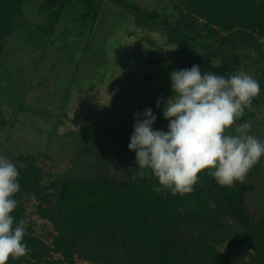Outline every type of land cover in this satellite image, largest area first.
<instances>
[{
    "label": "trees",
    "instance_id": "1",
    "mask_svg": "<svg viewBox=\"0 0 264 264\" xmlns=\"http://www.w3.org/2000/svg\"><path fill=\"white\" fill-rule=\"evenodd\" d=\"M140 4V0H0V53L6 35L21 27L28 29L27 40L35 39L39 47L49 42L44 35L61 38L71 31V36L79 37L73 58L75 72L79 80L86 79L96 75L99 63L110 58L106 46L101 49L92 39L107 32L115 38L121 30L124 34V27L111 21L116 19L113 16L121 17L124 13L120 10L126 8L136 13L138 30L156 49L163 50L171 71L195 63L202 72L228 75L242 67L251 74L249 65L260 63L255 51L264 55L260 44L264 0H181L175 9L162 0V6L155 9ZM25 6L43 11L50 19L30 23L24 15ZM70 10L79 12L77 17L71 15V28L63 19ZM134 34L131 31L130 35ZM91 43L95 47H89ZM259 83L264 88V81ZM1 86L11 89L8 84ZM13 87L21 108L30 113L33 95L27 79ZM73 90L77 93V86ZM172 94L171 90L166 98ZM254 99L259 101L256 96ZM70 100L63 102L65 107ZM240 121H246L244 116ZM4 125L5 121H0L1 129ZM86 140L80 136L74 141L82 147ZM36 145H28L27 151L10 150L21 185L12 214L25 218L28 225L26 254L10 256L6 264H264V214L250 204L249 194L256 187L253 182L221 186L205 169L198 174L192 192L173 195L167 189L154 190L157 181L150 170L144 177L134 178L141 170L131 160L117 174L97 170L90 175L61 177L55 171L57 157L50 148L38 150ZM26 199H33V211L51 223V242L35 230Z\"/></svg>",
    "mask_w": 264,
    "mask_h": 264
},
{
    "label": "rangeland",
    "instance_id": "2",
    "mask_svg": "<svg viewBox=\"0 0 264 264\" xmlns=\"http://www.w3.org/2000/svg\"><path fill=\"white\" fill-rule=\"evenodd\" d=\"M162 1L170 3L171 9H175L174 5L181 0ZM140 3L141 8L147 9L162 6L160 0H140ZM124 9L120 10L124 13L121 17L113 16L116 18L114 21L109 19L113 24H121L125 29L124 34L121 30V34L115 38L108 36L107 32L103 37L99 35L97 39H92L97 46H106L105 53L110 58L106 57L102 65L99 63L96 75L83 80H79L73 60L79 47L77 34L71 36L68 30L67 36L57 38L51 35L46 38L48 33L44 38L49 42L41 47L34 43L35 39L31 42L27 40L26 27L6 35L0 53V84H8L11 89L0 87V121H5L4 128H0V150L4 148L0 156L11 160L10 150L27 151L28 145L37 144L38 150H47L49 147L57 157L55 171L61 177L90 175L97 170L117 174L129 160L135 161V151L129 150L127 146L133 131L134 112L152 107L157 115L154 127L165 130L167 119L161 115L163 102L158 108L156 99L166 98L171 91V63L164 59L163 50L156 49L138 30L136 13ZM78 14L77 11L71 13V10L63 14L69 28L71 15L77 17ZM24 15L27 21L30 19V23L50 19L49 15L35 11L32 6L24 7ZM63 19L57 23L59 28H62ZM131 31L135 32L137 39L130 35ZM150 34L156 35L154 30ZM140 36L145 39L138 40ZM55 39H59L58 43L51 42ZM95 43L89 47H95ZM260 44L261 51H264V38H261ZM255 54L260 63L249 65L251 75L258 82L264 81V55L256 51ZM155 58L161 62L155 61ZM73 72L76 74L73 75ZM23 79H27L31 86L29 93L33 95L34 108L31 107L30 113L25 111L24 106L21 108V102L16 99L19 93L13 87L21 84ZM73 83L78 88V94L73 90ZM256 97L259 101L254 97L242 116L245 122L251 123V133L264 139V88ZM70 98V103L65 107V101ZM80 136L87 138L82 147L74 141ZM44 142L49 146L43 148ZM244 180L256 185L249 194L250 204L264 214V156L248 170ZM25 203L35 230L51 242V223L33 211V199H26ZM222 248L233 252L224 245ZM78 264L90 263L80 261Z\"/></svg>",
    "mask_w": 264,
    "mask_h": 264
},
{
    "label": "clouds",
    "instance_id": "3",
    "mask_svg": "<svg viewBox=\"0 0 264 264\" xmlns=\"http://www.w3.org/2000/svg\"><path fill=\"white\" fill-rule=\"evenodd\" d=\"M172 95L158 97L156 107L167 119V130L154 127L152 107L133 113L128 148L135 151L134 173L144 177L150 170L154 190L173 195L190 193L198 174L207 169L216 183L231 187L242 182L248 170L264 156V139L253 135L249 122L240 121L244 110L260 91V83L242 67L228 75L201 71V66L169 72ZM19 169L0 156V264L27 252L25 218L13 216L20 191ZM210 207L214 203L209 204Z\"/></svg>",
    "mask_w": 264,
    "mask_h": 264
}]
</instances>
